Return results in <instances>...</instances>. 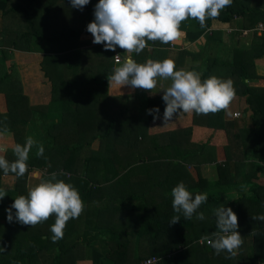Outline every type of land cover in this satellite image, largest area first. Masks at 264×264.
I'll use <instances>...</instances> for the list:
<instances>
[{
    "label": "trees",
    "instance_id": "trees-1",
    "mask_svg": "<svg viewBox=\"0 0 264 264\" xmlns=\"http://www.w3.org/2000/svg\"><path fill=\"white\" fill-rule=\"evenodd\" d=\"M260 1L264 3V0H233L231 6L220 11L218 18L207 19L203 28L195 19L182 22L180 36L187 42H195L207 33L210 50L214 42L223 40L229 26H240L242 29L233 31L228 40L230 58L223 43L220 56H205L200 51L181 49L177 40L169 44L148 41L141 53L129 55L138 63L171 59L177 70L183 68L187 58V68L200 73L202 80L210 76L231 79L234 98L246 95L250 88L242 84L264 57V34L256 31L257 37L248 48L242 47L236 35L244 28L264 23V7L255 4ZM97 3L98 0H90L79 10L71 7L70 0H0V12L5 17L17 12L28 20L6 23L5 17L2 18L5 23H0V38L5 39L0 44L13 46L11 52L17 49L44 52L40 65L49 87L43 81L42 89L56 94L40 107L44 110L39 116L32 106L26 105L16 63L6 57L10 52L0 50V96L1 92L6 94V109L0 110V121L10 128L12 143L23 144L27 136H32L44 146L41 157L36 156L35 148L29 153L28 172L17 177L15 189L8 191L10 199L0 200V216L6 213L5 221L0 219V247L4 249H0V264H76L89 256L94 264H143L150 257H157L155 264L264 261V221L252 219L264 215V183L252 180L264 171L261 163L264 162V104L254 109L252 123L243 127L224 121V110L206 114L207 120L202 121L196 119L195 113H181L165 124L163 92L153 90V94L146 90L130 100L129 94L136 93V89L109 88L107 78L103 81L97 78L92 79L95 87L83 94L87 77L93 78L103 68L104 76H108L115 67L114 51L93 44L89 36L80 38L90 34L86 29L94 20ZM148 46H152L151 52ZM117 51L124 56L122 50ZM197 59L201 62L195 65ZM57 62L62 63L65 71L58 80L53 74ZM247 102L253 108L259 105L250 99ZM102 103V109L97 107ZM155 107L160 109L161 117L156 120L146 111ZM66 115L72 119L68 124L62 122ZM232 135L236 136L238 150L244 151L246 159L257 160L254 168L232 181L231 160H227L224 166L217 164L218 179L197 180L189 166L199 164L204 170L210 158L213 159L215 148H230ZM6 158L14 159L11 150ZM53 172L63 173L58 179L72 184L84 205L81 215L66 223L63 238L55 242L50 231L55 215L31 227L9 223L6 212L16 197L27 195V181L46 179ZM2 175L0 170V178ZM180 182L193 196L207 193V202L198 210L204 212V220L196 219L195 215L187 220L179 214L180 222L169 225L177 215L172 208L171 189ZM244 183L250 185V194L228 199L225 189ZM221 204L236 213L238 231L243 238L233 258H227L226 252L215 254L207 241L202 242L203 236L216 231L213 209ZM12 211L15 214V209ZM93 230L101 234L100 242L95 235L88 236Z\"/></svg>",
    "mask_w": 264,
    "mask_h": 264
},
{
    "label": "clouds",
    "instance_id": "clouds-1",
    "mask_svg": "<svg viewBox=\"0 0 264 264\" xmlns=\"http://www.w3.org/2000/svg\"><path fill=\"white\" fill-rule=\"evenodd\" d=\"M232 2L233 0H98L94 6V20L87 25L86 30L93 37L92 43L102 44L106 51H115L118 46L127 53L139 54L147 47L148 41H159L162 44L176 41L181 35V23L187 19H195L202 28L206 27L207 19L218 18L220 11L231 6ZM70 3L71 7L83 10L90 0H70ZM256 27L253 28L255 33ZM116 55H120L122 60L117 61L118 64L123 63L114 67L107 76L109 88L120 90L122 86H130L136 91L142 89L153 93V89L157 87V77L171 80L169 86L161 89L165 103L162 119L165 124L181 113H195L205 117L206 114L225 110L235 96L231 79L210 76L202 80L201 74L194 70H177L171 59H149L138 63L130 55L124 58L117 53L114 55L115 63ZM137 93L138 91L129 95L135 96ZM146 111L154 120L161 118L158 107ZM11 137L8 125L0 121V170L5 175L11 173L16 177H23L28 172L29 153L35 148L36 156L41 157L44 146L32 136H27L23 144L12 143ZM9 150L14 156L12 161L6 158ZM58 175L63 173H51L48 178L40 179L31 187L27 195L16 197L6 209L7 221L34 227L55 215V223L50 226L51 239L53 242L62 239L66 223L78 218L84 205L78 190L72 184L58 179ZM6 195L7 190L0 188V200ZM171 197L172 208L177 215L171 218L169 225L180 222L179 214L187 220H191L194 215L198 220L205 219L204 212L198 210L207 202V193L193 196L186 185L180 182L171 189ZM213 215L216 231L203 236L202 242L207 241L215 254L226 252L227 258H233L243 243L238 231V217L232 208L223 204L213 209ZM252 219L264 221V215L252 216ZM0 249L4 250L2 247ZM261 262L264 261L260 260L259 264Z\"/></svg>",
    "mask_w": 264,
    "mask_h": 264
},
{
    "label": "rangeland",
    "instance_id": "rangeland-1",
    "mask_svg": "<svg viewBox=\"0 0 264 264\" xmlns=\"http://www.w3.org/2000/svg\"><path fill=\"white\" fill-rule=\"evenodd\" d=\"M15 15H8L4 20L6 21V23H16L18 21H21V23H26L27 18L23 15H21V13H17L14 12ZM37 22V21H36ZM1 23V20H0ZM182 24V23H181ZM87 38L86 36L83 37V39ZM5 39V37L2 38V41ZM184 38L179 36L177 38V42L179 46H183V41ZM225 40V45L227 47V39L225 37H223V40H221V42H214L215 45L211 48V50L208 48L207 46V33H205L198 41L195 42H188V44L185 45L186 49L191 50V51H200L201 53H203L205 56H210V55H214V56H220L221 54V43H223ZM247 40V39H246ZM244 42V46H246V43L248 42ZM250 44V43H249ZM223 46V44H222ZM171 47H175V46H171ZM4 48L5 51L10 52L6 56L8 58V61H15L16 63V73L19 74V78L18 80L22 82V93L24 95H26L25 97V102L26 105L32 106L34 109V111H36L38 113L39 116H41V112L44 109H41L40 107L43 106V104H47L48 101H50L56 94L53 93L52 91H48L45 92L42 89V84L43 81L46 82V86L49 87L48 84V78L44 77L42 75V71H41V65H40V61L42 59V55L41 53L44 52H23L21 50H14L12 51L13 53H11V50H13L12 48H14L13 46H9L6 43H2L0 44V50ZM224 48V47H223ZM118 50H122L125 54H124V58L129 55V53L125 52V50L120 49L117 46ZM227 49L229 50V47H227ZM147 50L149 52L152 51V46H148ZM41 54V55H39ZM188 60L187 58L184 60L186 61ZM115 61L117 62V60L115 59ZM122 61V60H121ZM118 63V62H117ZM120 63V62H119ZM123 63V62H122ZM120 63V64H122ZM56 67H55V71H54V79L58 80L61 76H63L65 74L64 68L62 67V63L61 62H57L55 63ZM119 66V65H117ZM47 67V65H46ZM86 67V64H83V68ZM51 71L53 72V67H50ZM182 69V68H180ZM179 70V69H178ZM184 70H191V67L189 68H184ZM100 74L96 73V76H94L93 78L91 77H87V82L85 84L84 90H83V94L86 95V93L91 90V88L95 87V82L92 79H97L98 80H102L107 78V76H104L103 72H104V68L103 69H99ZM109 76V75H108ZM171 83V80H164L161 79L159 77H157V87L155 89H153L154 91H158V92H163L161 89L165 88L167 86H169ZM138 94L137 95H142L144 94V92L146 90H142V89H137ZM59 92H57L58 95ZM2 100H0V110H4L6 109V94L1 92V96ZM132 97H135L134 94H132L129 99L133 100ZM4 99V100H3ZM107 104V103H106ZM232 107H236L237 104L232 103L231 104ZM50 107V106H49ZM47 107V108H49ZM97 107H101V109L104 107V103L98 105ZM109 108V107H108ZM99 109L98 111H103ZM97 111V112H98ZM234 112H232L230 115L227 116V119H237L234 114ZM196 119H198L200 117V114H196L195 115ZM38 119V118H36ZM72 119L69 117V115H66L64 118H62V122L63 123H69L71 122ZM43 123L40 122L39 126H42ZM73 125V124H72ZM29 126V125H28ZM98 142L95 143V145H97ZM94 149H98V146H94ZM123 153V151H122ZM35 157V155H33ZM204 163V162H203ZM208 165V163H206ZM42 171H46V168H42ZM189 171L190 173H192L196 179L198 180L201 177H206L208 175V172H211V168H205L204 170L201 169V166L198 164H196L195 166H193V164L191 166H189ZM213 176V175H211ZM1 184H0V188H5L8 191L15 189L16 185H17V177L14 174H7V175H2L1 176ZM40 180V179H39ZM259 181L263 184L264 183V174H262V176L260 175ZM39 181H37L36 179H32L31 181H27V185H28V189H30L31 187H33L34 185H36ZM108 185H110V183L107 184V188ZM5 201H8L10 199L9 195H6L3 198ZM0 219L4 222L6 219V213L4 212V214H2L0 216ZM130 230V229H129ZM91 235H95L98 239V241L100 242L101 240V234L99 233V231L97 230H93L88 232V236ZM249 240L251 241V237L249 238ZM100 244V243H99Z\"/></svg>",
    "mask_w": 264,
    "mask_h": 264
},
{
    "label": "crops",
    "instance_id": "crops-1",
    "mask_svg": "<svg viewBox=\"0 0 264 264\" xmlns=\"http://www.w3.org/2000/svg\"><path fill=\"white\" fill-rule=\"evenodd\" d=\"M255 4L257 5L256 7H264V3L262 4V1L255 3ZM4 17L5 16L3 15V13L0 12L1 23H5L2 19ZM239 27L236 25L233 27L229 26V28L227 30L228 33H224V37L227 39V42H226L227 47H229V49H230V46H229L228 40L233 35L231 33L237 29H242ZM83 33H85V31H83L82 34ZM82 36L83 35H80L81 39H83L84 36H86V37L89 36L93 40V37L91 34L84 35L83 37ZM255 37H257V34L253 31V27L248 28V29L244 28L243 32H241L240 35H236V39H240V43L242 44V47H244V48L251 47L253 45V40L255 39ZM85 39H87V38H85ZM1 40H2V38H0V41ZM245 40H246V42H248V43H246V46H244ZM186 44H188V42L185 40L183 42V46H180V48L186 49V47H185ZM223 47H224V50L227 52V54L229 55V58H230L231 57V54H230L231 51H229L227 49V47L225 45V40L223 42ZM11 53H13V52H11ZM113 53H114V55L117 53L121 54L119 51H117V48ZM130 57L133 58L131 55H130ZM200 62H201V59H197L194 62V64L197 65ZM119 64L115 63V67ZM182 65H183L182 69L187 68L188 60H186L184 63H182ZM251 72L253 75L250 77H245L244 78V84H242V85H247L250 88V92L246 95H240V96L234 98V100L230 103L228 108L224 110V121L234 122L235 125L238 127H243L246 124L252 123V114H253L254 109H258L260 105L264 104V102H262V100L264 99V57H263V59L260 60V64L257 63L256 71H251ZM247 99L252 100V102H257V103H259V105L256 108H253L251 102L248 103ZM0 100H2V99H0ZM232 103L237 104V106L232 107L231 106ZM236 111L241 112V115L236 117L237 119H234V118L233 119H227L228 115H230L232 112H236ZM204 118H205V120H207L206 117H200L197 120L202 121V120H204ZM237 145H238V141H236V136L232 135L231 136V142H230V148L231 149L228 147L225 148L224 146L223 147L219 146V147L214 149L215 152L213 154V159L210 158V160L208 161V165L206 166V168H208V167L211 168V172H208V175L206 176V178H208L210 180L218 179V173H217L218 165L217 164L224 166V164L227 160H231V162L229 164V170H230V177H231L232 181L234 178L240 177V176L244 175L246 172H250L254 168L255 164L257 163V160L250 158V157L246 159V157L243 155L244 151L238 150ZM206 149H210V148H206ZM258 151H260V149H258ZM261 163L264 164V162L262 160H261ZM262 174H264V171L259 172L252 180L254 182L261 183L259 181V178H260V175L262 176ZM211 175H213V176H211ZM225 190H226L228 199L231 200V199H234L235 197L240 196L242 194H250V185L246 184V183H244V185L234 184L231 187H227ZM78 254L79 253H77V255ZM76 264H94V262L92 260V256H89L88 258L78 260Z\"/></svg>",
    "mask_w": 264,
    "mask_h": 264
},
{
    "label": "built area",
    "instance_id": "built-area-1",
    "mask_svg": "<svg viewBox=\"0 0 264 264\" xmlns=\"http://www.w3.org/2000/svg\"><path fill=\"white\" fill-rule=\"evenodd\" d=\"M256 30L263 33L264 34V23H260L257 27ZM116 60L120 61L121 60V56L120 55H116ZM241 113L240 112H235V116H240ZM158 259L157 257H150L148 259H146L143 264H155L157 263ZM260 264H264V262H261Z\"/></svg>",
    "mask_w": 264,
    "mask_h": 264
}]
</instances>
